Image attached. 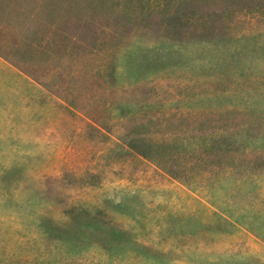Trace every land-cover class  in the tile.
<instances>
[{"label": "rangeland", "instance_id": "obj_1", "mask_svg": "<svg viewBox=\"0 0 264 264\" xmlns=\"http://www.w3.org/2000/svg\"><path fill=\"white\" fill-rule=\"evenodd\" d=\"M165 3L0 0V264H264V0Z\"/></svg>", "mask_w": 264, "mask_h": 264}, {"label": "trees", "instance_id": "obj_2", "mask_svg": "<svg viewBox=\"0 0 264 264\" xmlns=\"http://www.w3.org/2000/svg\"><path fill=\"white\" fill-rule=\"evenodd\" d=\"M173 1H174V0H166L165 8H166L167 10H169L170 6H172ZM174 4H175V3H174ZM156 5H158V4H156ZM142 143H144V145H145V146H143L144 148H142V149L138 146V144H134V146H135L137 149H140L139 152H140L143 156H145V157H156V159L159 158V157L161 158V156H155V154H153V153L151 152V150H152L154 147H164V148L167 147V149L173 147V145H172L170 142H168L167 144H159L158 146H156L154 143L152 144L151 142L146 143L144 138L142 139ZM202 147L204 148V151H205L206 155H212V154L214 153L213 149L216 148L214 145H210V144H204ZM191 148H192L193 151H196L197 146H192ZM199 158L202 159L203 157H199ZM160 161H161V160H160ZM168 173L171 174V172H169V171H168ZM193 183H196V182H193ZM193 185H194V184H193ZM224 216H225V215H223V216L221 215V217H224ZM224 218L227 219V220L229 219V221H230L232 224H240V222H239V221H240L239 218H232L231 215H226Z\"/></svg>", "mask_w": 264, "mask_h": 264}]
</instances>
